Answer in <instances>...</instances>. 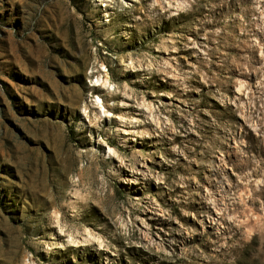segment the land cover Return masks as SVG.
<instances>
[{"label": "rangeland", "instance_id": "obj_1", "mask_svg": "<svg viewBox=\"0 0 264 264\" xmlns=\"http://www.w3.org/2000/svg\"><path fill=\"white\" fill-rule=\"evenodd\" d=\"M0 264H264V0H0Z\"/></svg>", "mask_w": 264, "mask_h": 264}]
</instances>
